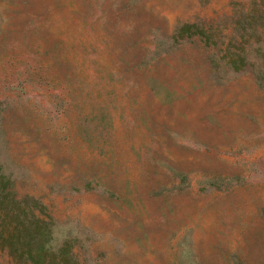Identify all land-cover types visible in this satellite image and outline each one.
I'll use <instances>...</instances> for the list:
<instances>
[{
  "label": "rangeland",
  "instance_id": "1",
  "mask_svg": "<svg viewBox=\"0 0 264 264\" xmlns=\"http://www.w3.org/2000/svg\"><path fill=\"white\" fill-rule=\"evenodd\" d=\"M262 7L0 0V176L43 264H264Z\"/></svg>",
  "mask_w": 264,
  "mask_h": 264
},
{
  "label": "trees",
  "instance_id": "2",
  "mask_svg": "<svg viewBox=\"0 0 264 264\" xmlns=\"http://www.w3.org/2000/svg\"><path fill=\"white\" fill-rule=\"evenodd\" d=\"M262 8L264 29V7ZM9 183L8 177L0 176V248L6 250L17 263L43 264L48 254H51V247L48 245L51 236L50 222L36 217L27 209V200L19 199L10 189ZM66 244L53 264H77L69 244Z\"/></svg>",
  "mask_w": 264,
  "mask_h": 264
}]
</instances>
